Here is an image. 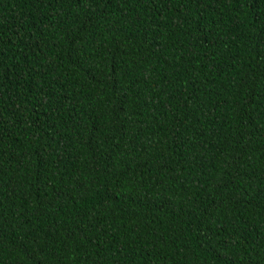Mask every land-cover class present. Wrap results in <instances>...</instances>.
Returning <instances> with one entry per match:
<instances>
[{
  "label": "trees",
  "instance_id": "1",
  "mask_svg": "<svg viewBox=\"0 0 264 264\" xmlns=\"http://www.w3.org/2000/svg\"><path fill=\"white\" fill-rule=\"evenodd\" d=\"M0 264H264V0H0Z\"/></svg>",
  "mask_w": 264,
  "mask_h": 264
}]
</instances>
